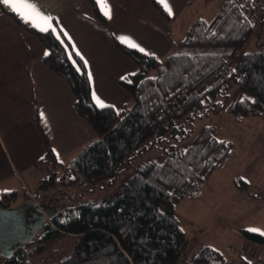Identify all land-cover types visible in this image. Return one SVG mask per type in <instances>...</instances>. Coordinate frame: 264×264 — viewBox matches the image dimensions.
I'll return each mask as SVG.
<instances>
[{"label": "trees", "instance_id": "trees-1", "mask_svg": "<svg viewBox=\"0 0 264 264\" xmlns=\"http://www.w3.org/2000/svg\"><path fill=\"white\" fill-rule=\"evenodd\" d=\"M90 1L106 22L95 0ZM263 25L264 0H225L212 20H195L166 59L113 38L137 64L136 71L119 80L132 98L120 109L96 104L85 61L65 36L23 25L48 47L47 66L70 84L77 112L98 139L63 166L40 128L46 152L35 164L44 174L36 195L49 198L52 215L35 245L33 239L0 264H234L211 246L190 256L189 239L176 214L180 200L195 194L233 153L234 142L219 137L215 126L202 127L186 148L169 152L165 159L144 162L111 197L80 201V190L112 185L122 166L129 167L166 134L180 131L183 117L192 118L207 103L227 97L232 83L240 87L230 108L238 119L264 114V51H241ZM213 106L222 109L225 104L218 100ZM16 195L3 194L5 200ZM0 206H9L1 195ZM242 233L264 244L263 234ZM65 236L78 237L76 246L61 243Z\"/></svg>", "mask_w": 264, "mask_h": 264}, {"label": "crops", "instance_id": "crops-1", "mask_svg": "<svg viewBox=\"0 0 264 264\" xmlns=\"http://www.w3.org/2000/svg\"><path fill=\"white\" fill-rule=\"evenodd\" d=\"M154 1L165 12L153 0H101L99 3L95 0L106 18L103 22L90 0H30L42 15L51 17L55 33L65 36L85 61L91 75L92 94L105 106L118 109L132 101L119 80L134 72L137 64H132L130 57L117 48L113 38L119 41L121 37L128 38L144 52L164 59L176 51L195 20H209L194 10V0H167L172 15L158 0ZM23 25L33 27L9 6L0 3V188L17 183L28 187L31 180L38 181L39 186L44 174L35 164L46 152L40 128L47 134L63 166L98 139L97 132L77 112L70 84L47 66L48 47ZM174 28L179 30L175 36ZM117 59L124 63L112 70L115 74H107L108 66H115ZM108 76H113L115 91L106 90L107 86L101 84L108 80L112 86ZM97 77H100L102 93L95 85ZM260 168L253 169V180L259 176ZM61 171L63 167L59 168ZM253 180L249 183L259 187ZM31 201L30 196L22 204Z\"/></svg>", "mask_w": 264, "mask_h": 264}, {"label": "rangeland", "instance_id": "rangeland-1", "mask_svg": "<svg viewBox=\"0 0 264 264\" xmlns=\"http://www.w3.org/2000/svg\"><path fill=\"white\" fill-rule=\"evenodd\" d=\"M223 1L194 0V10L198 15L212 20ZM177 31L179 30L174 28V36ZM253 50L264 51V25L257 26V33L241 49L245 52ZM130 60L136 65L131 58ZM122 63H124L122 60L117 59L115 66L109 65L106 73L115 74L112 70L115 67L117 69ZM108 78L112 80V86L108 80L101 84L107 86L106 90L112 88L115 91L117 86H114L113 76ZM99 80L100 77H97V80L94 78L95 85L102 93ZM239 93V85L232 83L227 90V97H219L207 103L192 118L188 115L183 117L179 124L180 131L173 135L166 134L163 141L133 158L129 167L122 166L112 185L98 183L96 186H87L85 191L80 190L82 193L80 201H101L115 195L144 162L151 159H165L169 152L186 148L202 127L215 126L219 137L234 142V149L232 155L212 172L195 194L184 197L177 205L176 214L190 240L189 255H193L202 247L211 246L234 264H250L244 260V254H254L258 259L264 260V244L249 241L242 233L243 229L253 228L259 230L257 233H264V201H262L264 200V114L238 119L230 108ZM218 100L225 104L222 109L213 106ZM68 161L65 160L66 163ZM257 162L260 163L258 166ZM260 166L259 176H255L253 180V169H258ZM254 171L256 175L257 171ZM252 180L260 186L251 185L249 182ZM27 185L29 186L17 183L16 186L0 188L2 201H6L8 207H18L25 198L31 196L32 202L38 205L45 203L48 207L49 198L45 197L44 193L41 196L36 195L38 181L31 180ZM9 191H16L17 195L15 198L5 200L3 194ZM51 192V190L47 191L48 194ZM42 234L41 230L39 240ZM78 239V237L65 236L61 239V243L67 248H72L76 246ZM36 240L38 237L35 238L34 245ZM244 243L247 244L244 246ZM43 255L47 257L48 250H45ZM2 258L3 256L0 255V262Z\"/></svg>", "mask_w": 264, "mask_h": 264}, {"label": "water", "instance_id": "water-1", "mask_svg": "<svg viewBox=\"0 0 264 264\" xmlns=\"http://www.w3.org/2000/svg\"><path fill=\"white\" fill-rule=\"evenodd\" d=\"M51 215L45 203L31 201L18 207H0V255L10 257L35 239Z\"/></svg>", "mask_w": 264, "mask_h": 264}, {"label": "snow or ice", "instance_id": "snow-or-ice-1", "mask_svg": "<svg viewBox=\"0 0 264 264\" xmlns=\"http://www.w3.org/2000/svg\"><path fill=\"white\" fill-rule=\"evenodd\" d=\"M99 2H101V0H98V3ZM158 2L164 6V8L168 11L169 15H172V10L168 5L167 0H158ZM0 3L9 6L11 10L16 13L25 23H29L31 24V26L37 27L40 31L47 32L49 30H52L53 32H55V29L52 28V25L50 23L51 17L42 15L38 10L37 6L31 3L30 0H0ZM105 14L109 15V13L107 12ZM120 39L122 42L127 43L129 47H139L136 43L132 42L128 38L121 37ZM139 50L141 52L144 51L143 48H140ZM76 54L79 55L78 52ZM45 55H47V53H45ZM89 79L91 80V75H89ZM122 79H126V77H122ZM92 95L94 101L99 107H105L103 101H101L94 92ZM248 231L258 232L259 230L253 228L248 229Z\"/></svg>", "mask_w": 264, "mask_h": 264}, {"label": "built area", "instance_id": "built-area-1", "mask_svg": "<svg viewBox=\"0 0 264 264\" xmlns=\"http://www.w3.org/2000/svg\"><path fill=\"white\" fill-rule=\"evenodd\" d=\"M244 260L250 264H264V260H260L254 254H244Z\"/></svg>", "mask_w": 264, "mask_h": 264}, {"label": "flooded vegetation", "instance_id": "flooded-vegetation-1", "mask_svg": "<svg viewBox=\"0 0 264 264\" xmlns=\"http://www.w3.org/2000/svg\"><path fill=\"white\" fill-rule=\"evenodd\" d=\"M39 235V234H38Z\"/></svg>", "mask_w": 264, "mask_h": 264}]
</instances>
